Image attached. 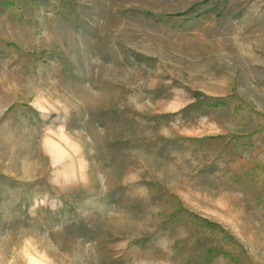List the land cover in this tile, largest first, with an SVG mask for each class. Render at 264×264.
<instances>
[{
	"label": "rangeland",
	"instance_id": "rangeland-1",
	"mask_svg": "<svg viewBox=\"0 0 264 264\" xmlns=\"http://www.w3.org/2000/svg\"><path fill=\"white\" fill-rule=\"evenodd\" d=\"M0 264H264V0H0Z\"/></svg>",
	"mask_w": 264,
	"mask_h": 264
},
{
	"label": "trees",
	"instance_id": "trees-1",
	"mask_svg": "<svg viewBox=\"0 0 264 264\" xmlns=\"http://www.w3.org/2000/svg\"><path fill=\"white\" fill-rule=\"evenodd\" d=\"M8 4H10V3H8ZM200 220L202 221V223L205 226L211 227L212 229L219 228L220 230H223L225 233L227 232L226 229L219 222L210 221V220L205 219V218H201Z\"/></svg>",
	"mask_w": 264,
	"mask_h": 264
}]
</instances>
